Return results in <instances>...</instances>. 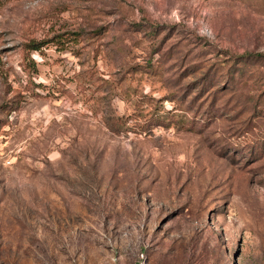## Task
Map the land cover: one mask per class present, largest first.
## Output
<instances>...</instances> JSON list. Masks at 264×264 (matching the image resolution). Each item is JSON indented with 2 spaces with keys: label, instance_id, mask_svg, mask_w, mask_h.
<instances>
[{
  "label": "rangeland",
  "instance_id": "1",
  "mask_svg": "<svg viewBox=\"0 0 264 264\" xmlns=\"http://www.w3.org/2000/svg\"><path fill=\"white\" fill-rule=\"evenodd\" d=\"M0 264H264V0H0Z\"/></svg>",
  "mask_w": 264,
  "mask_h": 264
},
{
  "label": "trees",
  "instance_id": "2",
  "mask_svg": "<svg viewBox=\"0 0 264 264\" xmlns=\"http://www.w3.org/2000/svg\"><path fill=\"white\" fill-rule=\"evenodd\" d=\"M31 46H32V48H38L40 46V41L39 42H33V44Z\"/></svg>",
  "mask_w": 264,
  "mask_h": 264
}]
</instances>
